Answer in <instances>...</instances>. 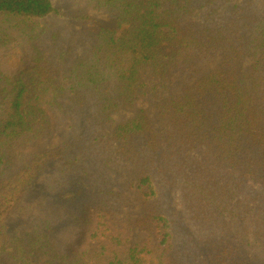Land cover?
I'll list each match as a JSON object with an SVG mask.
<instances>
[{
    "label": "trees",
    "instance_id": "trees-1",
    "mask_svg": "<svg viewBox=\"0 0 264 264\" xmlns=\"http://www.w3.org/2000/svg\"><path fill=\"white\" fill-rule=\"evenodd\" d=\"M88 4L115 29L77 52L32 23L59 14L50 0H0V264H264V0ZM56 119L64 139L33 150ZM42 175L58 206L94 203L11 235Z\"/></svg>",
    "mask_w": 264,
    "mask_h": 264
},
{
    "label": "rangeland",
    "instance_id": "rangeland-1",
    "mask_svg": "<svg viewBox=\"0 0 264 264\" xmlns=\"http://www.w3.org/2000/svg\"><path fill=\"white\" fill-rule=\"evenodd\" d=\"M53 7L59 11L57 15H49L43 19H34L32 23L36 25V30L44 29L47 34L51 32L58 31L62 36H64L65 46H71L76 48L77 52H81L85 45V41L90 37L92 33L97 32L100 28H105L109 30L115 29V24L111 16L103 11L94 9L88 4V0H50ZM262 4L260 2L259 6ZM83 14L90 18V21L78 22L73 20L74 15ZM116 33L119 34V31L116 30ZM3 49H0V56H2ZM138 107L148 108V104L144 101H139L137 103ZM152 114V113H151ZM150 114V115H151ZM131 112L129 111H120L113 116L115 123L129 118ZM153 117V116H152ZM55 127H58L55 132L50 136L38 140L35 145L32 147L33 150L40 151L43 149H51L53 146L58 145L64 139L65 131L70 125L69 120L56 119L54 121ZM52 175V172H51ZM47 184V186H46ZM49 180L47 175L40 176L35 184L29 189L22 200L18 203L16 209L10 214L6 219V225L8 232L11 235H20L22 232H28L32 228L33 222L37 219L50 218L52 221L56 219L57 215H67L71 217V214L79 212L80 209H88L91 207L88 197H82L77 200L72 206L66 207L65 209L62 206H58L55 201L50 200L52 195L50 189L48 188ZM163 203L170 209L176 210L177 213H180L182 207L179 204L178 197L175 193L167 191L166 195L162 198ZM54 211L55 215H52ZM138 209H124V213L120 216L121 220L128 221L130 219L138 216ZM174 217L177 219V229L178 237L180 240L184 241L194 240V235L188 223L186 216L183 214ZM119 221V220H118ZM179 226V227H178ZM130 242H136L135 232L130 233ZM199 253H202V248L199 247ZM4 259V258H3Z\"/></svg>",
    "mask_w": 264,
    "mask_h": 264
}]
</instances>
